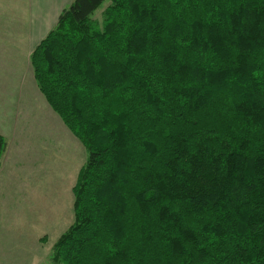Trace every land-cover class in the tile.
<instances>
[{
	"label": "trees",
	"instance_id": "obj_1",
	"mask_svg": "<svg viewBox=\"0 0 264 264\" xmlns=\"http://www.w3.org/2000/svg\"><path fill=\"white\" fill-rule=\"evenodd\" d=\"M29 61L85 151L46 264H264V0H72Z\"/></svg>",
	"mask_w": 264,
	"mask_h": 264
},
{
	"label": "crops",
	"instance_id": "obj_2",
	"mask_svg": "<svg viewBox=\"0 0 264 264\" xmlns=\"http://www.w3.org/2000/svg\"><path fill=\"white\" fill-rule=\"evenodd\" d=\"M71 1L0 0V135L8 140L0 159V264H31L35 246L13 244V240L32 239L38 230L59 232L63 227L58 225L64 224L60 217L73 214L72 187L85 160L84 147L72 134L75 153L82 158L68 178L69 170L61 160L69 147L46 122L38 126V109L52 113L58 129L59 121L62 129H69L37 88L29 61L32 50ZM51 156L57 160L51 162ZM51 216H55L54 226L46 227L52 223ZM17 246L21 251H12Z\"/></svg>",
	"mask_w": 264,
	"mask_h": 264
},
{
	"label": "rangeland",
	"instance_id": "obj_3",
	"mask_svg": "<svg viewBox=\"0 0 264 264\" xmlns=\"http://www.w3.org/2000/svg\"><path fill=\"white\" fill-rule=\"evenodd\" d=\"M107 2H104L103 5L95 12L94 17L95 18H100V11L102 10V8L104 7V5H106ZM44 110V112H43ZM39 118H37V120L39 121L38 126L44 127L45 122L54 130H56L57 132H59V135L64 142V145L66 147H69V150L67 151L68 157L66 156L67 154L65 153V156L62 157L61 160V165L62 167H66L67 170H69V173L67 174V177L70 178L71 173H73L74 169L79 165H80V157L81 155L79 154L80 157H78V155L75 153V146L77 148V143L74 140L72 133L69 130L66 129H62V123L59 121L60 124V129H58V125L55 123V117L52 113L48 112V110L46 108L39 110L38 109V113ZM47 117V118H46ZM51 117V118H50ZM65 134V135H64ZM50 139V138H49ZM40 147V145H38L37 143V147ZM45 155V154H44ZM51 158V162L54 160H57L56 158H54L53 156L50 157ZM82 158V157H81ZM45 161L46 163V159L44 157V159H42ZM64 183L61 185V187H64ZM57 192V191H56ZM52 219V223L51 224H46V227H53L54 226V222H55V216H51ZM73 220V214L72 212L67 215V213L65 214V216L60 217V221H62L61 226L58 225V227H63L59 232H54V231H41L38 230L34 233L32 239H28L25 236H21V239H17V240H13V244H17L20 243V241H22V245L23 244H33L34 247V253L31 256V260L30 263L31 264H46L47 261V256L50 253V249L53 245V243L57 240V238L60 236V234L63 232V230H65L71 223ZM67 223V224H66ZM41 228V227H40ZM51 234V235H49ZM24 235V234H23ZM0 239L2 241V236H0ZM12 251L15 252H20L21 248L19 246L12 248ZM15 249V250H14Z\"/></svg>",
	"mask_w": 264,
	"mask_h": 264
}]
</instances>
